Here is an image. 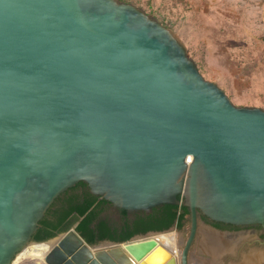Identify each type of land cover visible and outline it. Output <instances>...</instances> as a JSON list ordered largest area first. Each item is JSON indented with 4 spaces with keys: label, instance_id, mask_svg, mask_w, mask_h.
<instances>
[{
    "label": "water",
    "instance_id": "obj_1",
    "mask_svg": "<svg viewBox=\"0 0 264 264\" xmlns=\"http://www.w3.org/2000/svg\"><path fill=\"white\" fill-rule=\"evenodd\" d=\"M80 180L128 211L186 205L178 258L190 264L206 226L199 212L264 227V107L235 104L133 2L0 0V264L54 237L32 239ZM59 236L47 264H141L165 249L154 239L90 244L75 227ZM101 243L114 246L92 249ZM164 251L160 264H176Z\"/></svg>",
    "mask_w": 264,
    "mask_h": 264
},
{
    "label": "rangeland",
    "instance_id": "obj_2",
    "mask_svg": "<svg viewBox=\"0 0 264 264\" xmlns=\"http://www.w3.org/2000/svg\"><path fill=\"white\" fill-rule=\"evenodd\" d=\"M124 1L141 6L170 27L185 44L204 77L223 87L235 104L264 107V0ZM189 228L190 221L186 220L181 228L163 231L181 233L185 241ZM244 236L247 234H241ZM200 237L198 232L192 247L193 256L202 255ZM257 247L264 248H252ZM179 248L181 251V243ZM252 248L241 251L240 257ZM237 259L239 261V257ZM233 260L236 261L227 259L229 263ZM190 261L194 264V257H190ZM19 264L47 263L28 258Z\"/></svg>",
    "mask_w": 264,
    "mask_h": 264
},
{
    "label": "flooded vegetation",
    "instance_id": "obj_3",
    "mask_svg": "<svg viewBox=\"0 0 264 264\" xmlns=\"http://www.w3.org/2000/svg\"><path fill=\"white\" fill-rule=\"evenodd\" d=\"M72 195H75L79 198L78 203L80 204L84 202L87 198L91 200L89 210L92 211L94 217L90 223V226L95 230L92 231V237L99 238V235L101 233H105V235L108 236V237L106 236L105 238H100L99 241L96 242L95 244H98L106 240L116 241L117 238H120L123 235H126L129 231H131L134 228L136 222L140 220L144 216V214L147 213L146 211L143 210L128 211L124 208L114 205L112 202L105 199L103 195H99L91 192L88 184L83 180H80L71 187L67 188L57 198H59L60 200ZM75 214L76 211L73 210L64 219L67 222L72 221L71 226L69 228L75 227L81 220V217L75 218ZM198 218H199V222L204 223V225L215 228L217 231H220L221 233H225L229 236H235L238 238L239 241L236 246V251L234 253H227L228 255L226 254L224 256L225 263H229L227 259L238 258L241 254V251L243 250H249L250 248L255 246L264 247V227L260 224L235 225L232 223H226L222 221H213V220L209 221L210 219L208 217H205V215L202 212H199ZM186 220L190 221L189 215L187 216ZM60 233L62 232H59L58 234ZM240 234H247V236L241 237ZM140 235L143 234L135 233L126 240H129L135 236H140ZM194 242L189 251L190 257H193L192 247L194 245Z\"/></svg>",
    "mask_w": 264,
    "mask_h": 264
},
{
    "label": "bare ground",
    "instance_id": "obj_4",
    "mask_svg": "<svg viewBox=\"0 0 264 264\" xmlns=\"http://www.w3.org/2000/svg\"><path fill=\"white\" fill-rule=\"evenodd\" d=\"M253 84V83H252ZM200 232V251L201 256L194 255V264H226L223 261V257L227 253H234L238 243V238L235 236H229L225 233H221L213 230L212 228L202 226L199 229ZM237 235V234H236ZM241 235V234H240ZM61 236L56 238L42 241V242H30L24 246L19 252H17L11 262V264H19L28 258H34L37 260H44L46 255L56 246ZM145 239H154L157 245L162 246L166 250L170 251L176 256V264H179L180 255V233L175 231H159L153 232L149 235H141L132 238L129 242H136ZM126 242L119 244L125 247ZM114 246V244L101 243L93 250L99 248H108ZM241 248V246H240ZM164 249V250H165ZM163 249H156L149 257L148 261H144L141 264H160L167 256ZM240 251V250H239ZM195 253V252H194ZM193 254V253H192ZM228 255V254H227ZM236 256V255H235ZM232 261L229 264H264V248H252L248 253L239 256V261ZM45 261V260H44Z\"/></svg>",
    "mask_w": 264,
    "mask_h": 264
},
{
    "label": "trees",
    "instance_id": "obj_5",
    "mask_svg": "<svg viewBox=\"0 0 264 264\" xmlns=\"http://www.w3.org/2000/svg\"><path fill=\"white\" fill-rule=\"evenodd\" d=\"M178 197L182 199L181 195H178ZM78 201L79 198L75 195L60 200L59 198H56L52 205L47 209L42 219L39 220V226L36 232L32 235V239L42 241L57 235L59 232L67 230L71 226L72 221L67 222L64 219L73 210L76 211L75 218L81 217L80 222L75 226V230L88 243L95 244L100 238H105L107 236L105 233H101L99 238L92 237V231L94 228H91L90 223L94 214L89 210L91 200L87 198L81 204L78 203ZM188 215L189 209L183 203L159 204L153 207L150 212L144 214V216L136 222L131 231L126 235L117 238L116 241H124L135 233L145 234L152 230H167L174 224L177 228H181L185 224Z\"/></svg>",
    "mask_w": 264,
    "mask_h": 264
}]
</instances>
